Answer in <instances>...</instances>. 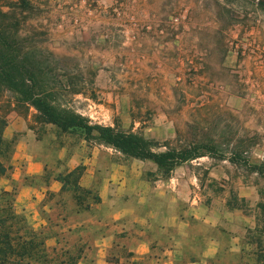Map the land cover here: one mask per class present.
<instances>
[{
	"label": "crops",
	"instance_id": "crops-1",
	"mask_svg": "<svg viewBox=\"0 0 264 264\" xmlns=\"http://www.w3.org/2000/svg\"><path fill=\"white\" fill-rule=\"evenodd\" d=\"M203 29L188 25L139 36L132 52L121 50V71L107 73L98 60L86 76L94 92L74 96L86 97L94 123L166 142L159 152L176 138L178 118L183 131L193 130L206 113L229 112L253 129L256 97L264 119V59L234 56L226 44L235 37L230 32L216 49V63L214 41ZM223 96L229 104H217ZM33 115H9L0 196L15 193L16 213L43 242L51 264H239L264 254V238L260 248L248 235L256 220L207 194V183L226 174L204 167L209 157L167 174L153 161L41 126Z\"/></svg>",
	"mask_w": 264,
	"mask_h": 264
},
{
	"label": "rangeland",
	"instance_id": "rangeland-1",
	"mask_svg": "<svg viewBox=\"0 0 264 264\" xmlns=\"http://www.w3.org/2000/svg\"><path fill=\"white\" fill-rule=\"evenodd\" d=\"M175 18H180V22L175 23ZM0 25L6 32L17 33L24 48L38 52L48 75V70H52L55 79L52 86L59 108L74 112L91 125L96 123L91 119L94 113L88 107L90 103L85 96L77 99L74 95L85 94L86 89L94 92L90 78L86 84V76L95 72L93 64L101 60L106 64L107 73L121 71V50L132 52L139 36L155 29L166 34L183 26H205L201 33L206 34L207 40L219 43L213 42L215 50L210 52L216 53V63H219L216 49L233 32L235 37H230L226 43L233 55L235 44L248 42L253 50L247 56L264 59L261 54L264 51V0H0ZM220 91L225 93L221 89L213 92ZM8 96V93L0 96V116L14 106ZM217 99V104H229L228 97ZM254 99L253 129L245 127L240 114L229 112L206 113V118L199 121L201 128L193 130L183 131L178 118L176 138L167 145L177 150L196 147L201 154L209 152L205 146H214L216 150L207 155L209 160L204 167L217 168L226 174L207 183L210 189L207 194L246 212L256 220L257 232L261 234L264 228V119L262 109L257 106L261 105L260 99ZM14 112L22 115L34 112L33 118L39 125H50L42 122V116L33 107L18 106ZM112 120L116 126H121L120 117L114 116ZM194 121L198 122L196 118ZM116 129L133 133L132 129ZM68 134L81 137L79 130ZM53 141L60 142V138ZM158 143L162 147L166 145L164 141ZM225 156L231 160L223 162ZM247 187L253 191L245 192Z\"/></svg>",
	"mask_w": 264,
	"mask_h": 264
},
{
	"label": "trees",
	"instance_id": "trees-1",
	"mask_svg": "<svg viewBox=\"0 0 264 264\" xmlns=\"http://www.w3.org/2000/svg\"><path fill=\"white\" fill-rule=\"evenodd\" d=\"M42 66L38 52L24 48L17 33L6 32L0 25V96L8 93L14 105L4 116H0V174L5 172L2 159L10 146L3 140V132L10 113L16 111L18 106L35 108L42 116L43 123L56 126L63 133L79 130L81 137L88 142L112 147L128 157L153 161L167 174L184 163L211 155L216 150L214 146H205L204 149L209 152L203 154L196 147L182 150L168 148L165 152H159V143L142 135L98 124L91 125L87 119L74 112L59 108L52 86L55 83L52 70H48V75ZM14 200V192H5L0 196V264L53 263L54 260H49L45 255L43 242H38L36 234L27 227L25 218L16 213ZM257 229L248 235L261 248L262 239L259 237L264 238V228L261 234H258ZM263 262L264 254H259L255 263L247 259L239 264Z\"/></svg>",
	"mask_w": 264,
	"mask_h": 264
},
{
	"label": "built area",
	"instance_id": "built-area-1",
	"mask_svg": "<svg viewBox=\"0 0 264 264\" xmlns=\"http://www.w3.org/2000/svg\"><path fill=\"white\" fill-rule=\"evenodd\" d=\"M174 22L175 23L180 22V18H175ZM233 49H234L233 53L235 56H247L253 50L252 48H250V45L248 42L245 44H242V45L241 44L240 45L235 44L233 46ZM261 54L264 55V51H262Z\"/></svg>",
	"mask_w": 264,
	"mask_h": 264
}]
</instances>
